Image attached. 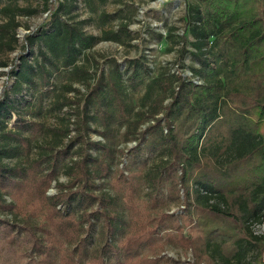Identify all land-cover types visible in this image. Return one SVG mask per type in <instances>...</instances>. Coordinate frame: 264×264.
<instances>
[{
  "label": "trees",
  "instance_id": "16d2710c",
  "mask_svg": "<svg viewBox=\"0 0 264 264\" xmlns=\"http://www.w3.org/2000/svg\"><path fill=\"white\" fill-rule=\"evenodd\" d=\"M18 1L39 0H0V51L15 50L18 17L37 13ZM43 1L45 18L0 62V232L16 226L3 213L21 219L35 264H168L166 245L191 250L195 264H264V233L250 230L264 222V0H186L183 34L165 39L195 60L189 75L144 54L124 64L99 55L90 73L87 52L126 44L128 25L97 37L77 20L78 0ZM63 80L84 92L56 95ZM51 97L70 112L63 128L39 121ZM44 135L53 140L40 146ZM154 154L164 159L150 169ZM181 202L187 227L167 214ZM13 243L0 240V256Z\"/></svg>",
  "mask_w": 264,
  "mask_h": 264
},
{
  "label": "rangeland",
  "instance_id": "374dc122",
  "mask_svg": "<svg viewBox=\"0 0 264 264\" xmlns=\"http://www.w3.org/2000/svg\"><path fill=\"white\" fill-rule=\"evenodd\" d=\"M159 1L160 0H106L102 3L100 0H91V3H88L87 0H78V9L76 11L78 16L77 20L82 22L81 27L87 34L100 37L103 31L116 30L121 23H126L131 32V40L124 45L108 41H98L93 48L87 52L85 60L81 61L80 64L87 65L90 69V73H93L96 69L94 60H98L99 55L115 57L124 64L127 58H134L144 54L147 57L149 66L154 69L160 66H169L172 70L179 69L184 75H189L190 67H195L197 65L195 60L192 59L189 54H184L182 58L179 57L180 45L171 46L170 41L165 39L168 33L167 31L170 28H174V34L178 36L183 34L185 28V7L173 9L168 4H161ZM8 5L9 4L6 2H0V9ZM13 6L19 8L31 7L37 9V13L29 17H18V21L21 24L16 31L18 43L17 45L13 44L15 48L14 51H8L6 49L0 51L1 63L9 64L11 60H13L18 52L19 46L22 44L24 35L28 32L27 29L30 31L34 30L46 16V5L43 0L30 2L18 1L14 3ZM103 14L109 17L104 23L100 20V16ZM2 21L3 16L0 14V22ZM158 33L162 34V38H158ZM185 46L187 51L192 50L189 45V40L185 42ZM6 70V68H0V71ZM4 81L5 77L2 76L0 78V90ZM70 85L84 92V87L81 84H71L69 81L63 80L58 84L59 87L56 95H62L72 99L74 93L67 91ZM141 93L142 92H137L135 95L139 96ZM55 98L51 97L46 99L45 110L50 109V111L44 113L42 119L39 121L44 122L52 128H63L67 125V119H69L68 114L70 112L68 111V107H64L60 110H53L51 105ZM73 120V118H70V122H73ZM71 135H73V132ZM91 138L93 140L100 139L95 134H92ZM52 140L53 137L51 135H44L39 138V144L40 146H45L52 142ZM65 142L66 140H64V143ZM133 145L134 143H129L127 147L130 148ZM36 152L35 150L34 156ZM162 159H164V157L157 154L152 155L149 168L154 169L161 163ZM126 174L125 172V175ZM179 174L178 177H180ZM68 180V176H66L64 172H60L57 181L59 183H67ZM57 192L58 188L56 182H53L47 190L46 195L52 197ZM148 193L149 191H147V188L143 186L140 200L147 201ZM150 195L151 194H149V196ZM167 214L170 216L173 215L178 221L183 222V219L187 215L185 205L182 202L176 205L171 204ZM2 217L9 219V223L16 226H5L6 228H3L0 232V240L2 242L7 239L8 233L15 239V243L11 246L13 251L9 252L7 248L0 256V264H35V262H37V257H35L31 248V237L22 229L23 221L21 219L14 220L11 215L6 213H3ZM183 225L185 227L188 226L184 222ZM250 230L253 235H261L264 233V222H262V224H253L250 226ZM183 234L185 235V233ZM254 254L253 250H249L244 258L245 263L251 262ZM159 256L165 257L164 260H166L168 264H195L191 250H189L187 254H182L179 248H174L169 245L164 247V250ZM262 261H264V259H262Z\"/></svg>",
  "mask_w": 264,
  "mask_h": 264
},
{
  "label": "built area",
  "instance_id": "2783aa9c",
  "mask_svg": "<svg viewBox=\"0 0 264 264\" xmlns=\"http://www.w3.org/2000/svg\"><path fill=\"white\" fill-rule=\"evenodd\" d=\"M161 4H168L173 9L185 7V0H160Z\"/></svg>",
  "mask_w": 264,
  "mask_h": 264
}]
</instances>
